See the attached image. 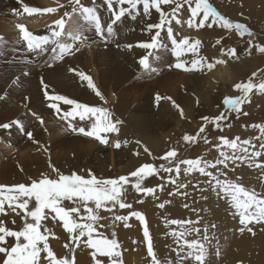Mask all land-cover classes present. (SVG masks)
Segmentation results:
<instances>
[{
	"label": "rangeland",
	"instance_id": "374dc122",
	"mask_svg": "<svg viewBox=\"0 0 264 264\" xmlns=\"http://www.w3.org/2000/svg\"><path fill=\"white\" fill-rule=\"evenodd\" d=\"M53 1L55 2L54 8L57 9V15L49 25L44 23L32 27L31 24L33 22L41 20L36 18L34 14L28 15L24 12L25 2L20 4L21 9L14 15L17 20L11 18V23L17 29L18 25L25 26L30 33L36 36H51L52 30L56 28V21L61 19L64 13L67 12L59 9V6L66 0ZM178 2L182 3L183 7L175 12V19H172L175 5H165L166 8L170 9L165 16L172 19L173 35L178 39L189 37L190 42L201 41L198 47V56L197 54L186 53L182 55L180 60L187 61L186 66L190 67L193 59L201 58L202 62L215 64V67L211 70L205 68L204 71H184L175 68L174 65L178 61L172 51L171 39L167 36L168 25H165L163 30L152 28L149 31V25H155L160 22L156 17L158 12L154 10L155 8H152L149 14L145 15L142 4L138 6L134 13L136 19H132L130 15L126 14L121 21L113 25L115 36L109 37L106 44H110V47H106L105 50H109L108 52L114 51V53L111 56L105 55L99 60L96 59L92 64L85 59V56L79 57V61L77 53L73 56L65 57L64 61L73 57L68 64L60 65V61H57L50 65L49 61L53 55L51 45L47 46L49 51L37 55L27 50V42L22 39V34L19 30L15 31L17 35L11 37L8 34H0V38H2L0 40V52L3 53V55H0V68L5 67L3 70L0 69V104L7 103L13 107L12 112L6 111L5 115L0 113V125L20 121L24 126L23 133L14 124L10 129L0 127V185H29L33 180L41 178L42 175L56 178L57 173L53 172V167L65 175L76 173L86 178L89 175V171L98 178L103 179L129 176L131 183L125 186L127 191L123 198L126 203L132 204V208L119 209L117 205L114 212L101 210L100 215L106 217V219L99 222L104 227H100L98 230L109 239H117L121 253L131 254L129 248L133 249L134 247L133 251L137 252L135 250H144L142 247H145V251L141 254V262L143 264H151V257L147 253V241L143 236L144 240L140 244H135L139 234L132 236L133 230L137 227L143 231V224L135 217L128 221L131 227H125L120 221L113 223L111 217L114 214L130 215L133 211L143 213L147 220L155 252L157 250L155 247L158 246L164 249L177 247L171 232L174 230L178 231L179 226L166 225V221L169 220H199V224H193L192 227H199L203 231L207 226L209 235L213 237V246L219 245L217 240L222 237V234H227L221 228V214L225 213L224 218L229 217L231 221L236 222L237 226H243L239 224V217L234 215L235 209L231 208L225 199L217 197L211 191V186L205 183L209 178L201 176L197 172L185 175L183 169L186 166L184 165H181V174L178 178L174 172L169 174L161 171L158 175L149 176L142 182V187L157 189L155 196L137 194L132 187V183L135 182L136 178L131 177L130 173L144 164L167 165V161L160 159V157L172 149L177 150L178 159L203 158L208 161H214L219 158L216 145L221 143L219 140L221 136L230 140L235 139L237 136L241 140L249 139L257 146L260 143H264V141L255 139V137L260 135V130L258 127H253V125H264V101H251L253 97L257 96L264 100V94L258 89H254L249 94L248 100L241 105L239 113L227 109L223 104L225 97L235 98L243 95L242 92L235 89L236 84L247 83L249 80H252L255 84L264 82V53L259 51L260 47H264V0H207L211 7L221 16L234 23L246 25L253 33L251 37L247 34L240 36L234 29L228 30L220 27L219 24H214L210 28L207 26L189 28L188 20L191 19V8L195 6V0H192L191 6L185 3L184 0H178ZM1 4L0 20L9 15L5 9L9 7L10 0H0ZM87 4L88 7L96 9L102 24L109 22L112 14L108 10L107 0H89ZM114 7L118 10L119 6L114 5ZM125 7L128 6L125 5ZM161 9H163L162 6ZM176 19H179L181 23L177 24ZM88 30V35L91 37L88 41L91 42V46L94 43L99 45L100 42L103 45L105 44V42L100 40L94 29L89 27ZM157 31H160V43L163 47L145 49V55L140 56V58L148 56L151 68L153 67L157 71H151L143 79L133 80L130 84L128 82L134 78L135 75L133 74L121 80L119 84L117 81H115L117 84L113 83L114 75L111 73L110 68L112 66L115 67V64L118 65L116 63V56L118 57L116 51L127 45H132L131 48H135L137 52L141 51L143 48L138 47V45L150 42ZM93 40H95L94 43ZM113 40H117L119 43H114ZM87 49L89 48L87 47ZM230 49H235L237 55L229 57L224 54ZM149 52L152 53L151 56L148 55ZM24 60H30L31 63H24ZM217 60H224L226 63L216 64ZM35 63L57 68L56 74L54 77L50 74L46 75V73L37 75L31 87L16 80L17 75L22 72V68L26 64ZM138 64V59H136L135 65L137 67ZM72 69L90 76L100 93L106 80V85L109 84L107 87L109 86L112 89L113 93H115L114 96H117L118 100L124 95L131 99L106 102L101 100L88 87L87 81H82L75 72L71 71ZM221 69L225 72L227 71V77L224 80L218 77ZM47 78L51 81L47 80ZM139 80H143L144 85H141L142 82H139ZM137 84L140 85L138 86ZM44 85L48 86L47 91L49 94L62 95L81 104L108 109L113 113V117L123 121L118 126L120 129L119 134H107L109 144L101 145L92 138L73 132L72 128L69 127V123L77 129L85 127L86 130H90L92 121H81L79 117L76 119L69 117L67 120L60 119L55 110L49 107L51 102L45 96ZM157 95L170 97L171 99H162L157 102L156 98H154ZM191 96L195 99L194 101L186 99ZM205 96L209 101H204ZM93 98L98 99L93 101L91 100ZM173 102L179 107L174 106ZM58 104L61 108L60 115L71 111L73 107L62 102H58ZM117 104L119 105L118 108L121 107L123 109L122 117L118 114L115 115L113 111ZM168 106L175 109L174 116L178 115V111H180L181 122L177 121L178 119H174L172 115L166 114L165 108ZM124 108L126 109L125 112ZM128 108L129 110H127ZM180 108L183 110V115H181ZM185 109L192 111L191 116ZM245 112L248 115H244ZM222 113L226 118L219 121L220 128L204 119L209 117L215 120ZM132 116L134 117L128 119ZM41 119L43 123L40 122ZM161 121L166 123V128L162 125H157ZM145 123H147V126ZM136 124H138V128L140 126L139 129ZM141 126L146 129L154 127L155 132L153 130L151 135L159 140L160 146L156 145L155 148V146H150L149 143L142 141L144 137L140 136L139 133ZM201 127H205V132L199 134L196 142L186 143L184 141L183 137L185 135L197 136ZM28 132L32 133V139L27 137ZM144 132L150 133V131L146 130ZM205 137L211 143H205ZM116 140L121 141V148L119 149L114 147ZM125 141H127L126 144L124 143ZM145 148L148 149L147 152ZM257 150H260L259 147H257ZM137 153L139 154L137 155ZM258 162H264V157ZM233 167H235V171H232ZM209 170L217 175L220 170H223L227 172V179L239 182L246 188L255 189L258 194L264 196V169L248 168L246 163L240 164V162H237V165H230L229 169H223L221 165L218 166V169ZM170 175L172 178L177 179V184H187L188 187L178 189L177 185L169 183ZM237 177H240L239 181H237ZM224 178L221 177V179ZM161 185L163 186V191L160 190L159 186ZM203 189L208 190L203 191ZM169 193L174 194L169 195ZM180 193H187V195ZM8 194L7 189H5L3 196ZM140 200L144 202L140 203ZM160 203H165L164 209H160L157 206ZM185 204L188 207H185ZM64 205L72 206L69 201H65ZM221 207L222 210H219ZM5 208L8 214H0V221L10 230H20L23 224L21 216H17L10 209H7V203ZM13 220L15 223H13ZM227 221L228 219H225L224 223H227ZM44 223L51 229L52 234L49 236L48 243L58 258H71L74 255L77 260L75 253L77 251L81 256H85L87 260L83 262L79 259L76 264H95V260L91 256L92 249L81 245L80 248H75L73 252L72 248L64 247L65 244H71V241L69 234L63 229L62 222L49 218ZM52 223H56L57 227L52 225ZM212 224H215L216 228L213 229L211 227ZM248 227H252L256 233L252 235L245 229L247 235L250 236L251 247H254V244L258 242L259 236L264 235V230H262L264 229V224L253 223ZM113 232H115L114 237L112 235ZM7 240L9 245L14 243L11 237L7 238ZM133 242L134 244L130 245ZM139 252L141 253V251ZM43 254L45 255L43 256ZM41 255L42 264H48L46 253ZM1 257H3V254H0ZM121 258L123 260V257ZM97 259L102 264H110V260L107 257L98 256ZM130 260L132 261V259ZM171 260V264H178L177 256ZM123 264H129V262L123 260Z\"/></svg>",
	"mask_w": 264,
	"mask_h": 264
},
{
	"label": "snow or ice",
	"instance_id": "6c2138e0",
	"mask_svg": "<svg viewBox=\"0 0 264 264\" xmlns=\"http://www.w3.org/2000/svg\"><path fill=\"white\" fill-rule=\"evenodd\" d=\"M184 2L191 6L192 0H184ZM69 4L71 5V11L65 12L63 17L56 21V28L52 30L51 36H36L30 33L25 26L18 25L22 39L27 42V50L29 52L39 55L49 51L47 46L51 45L53 55L49 61L50 65L57 61H63L66 56L75 55L82 47H90L91 44L88 43L89 38L86 35L89 27L95 30L101 41L107 42L109 37L115 36L113 25L121 21L126 14L130 15L132 19H136L134 13L138 9V6L142 4L145 15H148L152 8H155L156 12L160 13V23L149 25V31L152 28L163 30L165 25H168L167 36L171 39L172 51L178 61L174 65L175 68L184 71H204L205 68L211 70L215 67L214 63L202 62L201 58L193 59L190 67L186 66L187 61L180 60L182 55L186 53H193L198 56V47L201 41L195 40L194 42H190L189 37L177 39L173 35V29L171 27L172 19H175V12L183 7V4L179 3L178 0H107V7L112 15L106 24H102L96 9L86 6L82 3V0H69ZM114 5L119 6L118 10ZM125 5L128 7H125ZM162 5H175L172 19H169L162 12ZM60 7H64V5H60ZM41 11L54 13L57 9L47 8L41 10L32 7L24 8V12L28 15ZM191 13V19L188 20L189 28L193 26L196 28H203L205 26L210 28L214 24H219L222 28L228 30L234 29L240 36L247 34L251 37L253 35L246 25L234 23L221 16L211 7L207 0H195V6L191 8ZM197 18L199 19L197 20ZM176 23L180 24L181 21L176 19ZM126 47L131 49L132 45H127ZM138 47L143 49H158L159 47H163L160 43V31L155 33L151 42L140 43ZM259 51L264 53V47H260ZM224 54L229 57L237 55L235 49H230ZM0 55H3V53L0 52ZM148 55L151 56L152 53L149 52ZM23 62L31 63L30 60H24ZM139 63L145 70L157 71L155 68H150L148 56L140 59ZM215 63L224 64L226 61L217 60ZM71 71L75 72L82 81H87L88 87L101 100L104 99L90 76L82 72H76L75 69ZM47 87V85H44L45 96L51 102L49 107L55 110L60 119L67 120L69 117L72 119L79 117L81 121H92L90 130H86L85 127L77 129L69 123V127L72 128L73 132H78L85 137L92 138L101 145L109 144L107 134H119L120 129L118 126L123 121L113 119V114L108 109L81 104L62 95L49 94ZM235 89L242 92L243 95L235 98L225 97L223 104L227 109L239 113L241 111V105L248 100L249 94L254 89H258L264 94V82L255 84L252 80H249L247 83L236 84ZM162 99L171 98L157 95V102ZM58 102L73 106L72 110L60 115L61 108ZM173 104L179 107L175 105V102ZM181 115H183L182 109ZM244 115H248V113L245 112ZM225 118L222 113L215 120L209 117H205L204 119L210 123H214L217 128H220L219 121ZM40 122L43 123V120L41 119ZM13 124L16 125L20 132H24V126L20 121H13L12 124L6 123L0 125V127L10 129ZM253 127H258L260 130V135L255 137V139L264 141V125H253ZM204 132L205 127H201L197 136L185 135L183 139L186 143H194L199 134ZM27 137L32 139V133L28 132ZM219 140L221 143L216 145L219 158L214 161H208L203 158L178 159L179 154L177 150L172 149L160 157V159L167 161V165L161 164L156 166L154 164H144L137 170L131 172L130 176L136 178L135 182L132 183V187L137 194L155 196L157 189L142 187V182L149 176L158 175L161 171L169 174L174 172L178 178L181 174V165H184L186 166L183 169L185 175L197 172L201 176L208 177L209 179L205 183L211 186V191L217 197L225 199L230 204V207L235 209L234 215L239 217V224L243 226L239 229L241 233L247 229L249 233L255 235L256 233L253 228L248 226L253 223L264 224V196L258 194L255 189L246 188L239 182L227 179V172L223 170H220L217 175L209 169H218V166L221 165L223 169H229L230 165H237V162H240V164L246 163L248 168L264 169V162H258L264 157V143H260L257 146L252 140H241L238 136L232 140L221 136ZM204 142L211 143L206 137L204 138ZM124 143L126 144L127 141ZM114 147L116 149L121 148V141L116 140ZM257 147L260 150H257ZM145 151L147 152L148 149L145 148ZM52 170L57 173L56 178L42 175L41 178L33 180L29 185H0V214H8L5 208V204L7 203V209H10L17 216H21L23 220L20 230H10L0 221V254H3V257L0 258V264H42V253H46L48 264H76L74 255L71 258H58L49 246V236L52 233L51 229L44 223L49 218L62 222L63 229L69 234L71 244H65V248H72L74 252L75 248H80L81 245H84L93 250L91 256L95 260V264H102L97 259L98 256L109 258L110 264H123L118 240L115 238L109 239L103 233L99 232L98 229L104 227L99 222L106 219V217L100 215L101 210L114 212L117 205L119 209L132 208V204L126 203L123 198L127 191L125 186L131 183L129 176H120L116 179H103L98 178L89 171V175L86 178L76 173L65 175L54 167ZM232 171H235V167L232 168ZM221 177L225 178L221 179ZM239 180L240 177H237V181ZM169 183L177 185L178 189L188 187L187 184H177V179L172 178L171 175L169 176ZM159 187L163 191V186L161 185ZM5 189L9 193L7 196H3ZM207 190L203 189V191ZM173 194L169 193V195ZM180 194L187 195V193ZM205 199L207 198L205 197ZM65 201L71 202L72 206H65ZM139 202L143 203L144 201L140 200ZM157 206L160 209H164L165 203H160ZM184 206L188 207L186 204ZM132 217H135L143 224V236L147 241V253L151 257V264H165V262L157 258L147 220L143 213L133 211L130 215L114 214L111 219L113 223L120 221L125 227H131L128 221ZM13 223H15L14 220ZM167 224L179 226L178 231L174 230L171 232L177 244L174 251L178 257V264H185V261H191L192 264H209V245H211L213 237L209 235L207 226L203 231L199 227H187L188 225L199 224V220L173 219L166 221ZM211 227L214 229L216 225L212 224ZM193 234H195L196 238L188 239ZM112 235L114 237L115 232ZM9 237L14 240V243L11 245L8 244L7 238ZM214 254L217 257L220 256L219 247H217Z\"/></svg>",
	"mask_w": 264,
	"mask_h": 264
},
{
	"label": "bare ground",
	"instance_id": "6f19581e",
	"mask_svg": "<svg viewBox=\"0 0 264 264\" xmlns=\"http://www.w3.org/2000/svg\"><path fill=\"white\" fill-rule=\"evenodd\" d=\"M88 1L89 0H82V3L85 4L86 6H88V4H87ZM23 2H25L24 8L25 7H32V8H38V9H41V10H44V9H47V8H54V4H55V2L53 0H10L9 7L5 9L7 14H9V15L6 18H3V19L0 20V31H1L0 34H2V35H7L8 34L10 37L17 35V33L15 31L19 30V28L17 29L16 26L11 23V18L16 19L14 17V15H15V13H17V11H19L21 9L20 4L23 3ZM62 5H64V7H60L59 6V9L61 11H63V12L71 11V5L69 4V0H66ZM1 8H2V4L0 5V9ZM162 8H163L162 12L165 15H166V13L168 11H170V9L166 8L165 5H162ZM155 11H154V13H156ZM151 13L153 14V12H151ZM34 15H35L36 18L40 19L41 21L33 22L31 24L32 27H36V26L44 24V23L46 25H49L55 19L56 15H57V11L54 12V13H48V12H45V11H41L39 13H35ZM156 17H157V19L159 21L160 20V13H158ZM16 24H18V23H16ZM174 30H175V28H174ZM88 31L89 30L86 31V35L89 38L88 40H90L91 37L88 35ZM174 34H175V32H174ZM9 36H7V37H9ZM93 41H95V40H93ZM113 41H114V43L115 42L119 43V42H117V40H113ZM89 43H91V42H89ZM118 45H117V47H118ZM114 46H116V45H114ZM106 47L109 48L110 44H108V43L106 44V42H105V44L103 45L102 42H100L99 45L94 43V45L88 47L89 49H87V47H82L81 50L79 52H77L78 54L76 53L77 57H78V60H79V57L85 56V59L90 61V63L92 64L96 59L99 60L102 57H104L105 55L111 56L112 53H114V51L108 52L109 50H105ZM118 50L119 51H116L118 53V57L116 56V60H117L116 63H118V65L115 64V67L112 66L110 68L111 73L114 75L113 83H116L115 81H117V83L119 84L121 80L126 79L127 77H129L130 75L133 74L135 76H134V78H132V80H130L128 82L130 84V83H132L131 81L137 80V79H140V78L143 79V77L146 74L151 72L150 70H145L144 67L142 65H140V63L138 64V67L135 65L136 59H138V62H139V59H142V58H140V56H144L145 55V51H146L145 49H143V50L141 49L142 52L138 51L139 52L138 53L137 50H135V48L128 49L127 47H125V46L123 47L122 46ZM71 56H73V55H71ZM66 58H67V56H66ZM185 58H187V57H185ZM71 59L70 60L66 59L65 61L64 60L60 61V65H63L64 63L68 64L71 61ZM162 59H163V56H162ZM149 64H150V68H151L150 59H149ZM15 67H16V65H15ZM4 68L5 67H1L0 69L3 70ZM24 70H26L25 71L26 74L23 73ZM56 71H57V68L48 67L46 64L45 65L44 64H39L38 65V63L26 64V66H24V68H22V72L19 73V75H17L19 79L18 80L16 79V80L20 81L21 83L25 84L28 87H31V85L33 84V81L37 78V75H42V73H46V75L50 74L51 76L54 77V75L56 74L55 73ZM110 71H109V73H110ZM218 77L224 80L227 77V71L225 72L223 69H221L220 72H219V76ZM48 78H47V80H49ZM55 80H56V78H55ZM49 81H51V80H49ZM106 82L107 81L105 80V82L103 83V90L101 91V95L104 97L103 101H127V100L131 99V98L128 99V97H126L124 95L123 97H120L121 99L118 100L116 98L117 96L116 97L114 96L115 93H113L112 89L109 88V86L107 87V85H109V84L106 85ZM139 82H142L141 85H144V81L143 80H139ZM137 85L139 86L140 84H137ZM126 95H128V94H126ZM107 96H108V100H107ZM133 96H134V94H133ZM154 98H156V97H154ZM97 99L98 98H93L91 100L95 101ZM186 99L188 101H194L195 100L193 98V96H191L189 98H186ZM210 99L212 100V98H210ZM135 100H136V98H135ZM204 101H209V99L205 96L204 97ZM251 101H264V100L260 99L259 96H257V97H253ZM118 106L119 105L117 104L113 111H114L115 115L118 114L119 116H121L123 109L121 107L118 108ZM113 108H114V106H113ZM12 110H13V107L9 106V104H7V103L0 104V113L4 114V113H6V111L12 112ZM125 110L126 109L124 108V112H125ZM127 110H129V108ZM165 111H166V114H169V116L172 115L174 117V119H178L177 121L181 122L180 111H178V115H175V116L173 115L175 113V109L174 108L168 106V107L165 108ZM186 112L189 113V115L191 116L192 111L186 110ZM133 117L134 116H132V117H130L128 119H131ZM143 117H144V115H143ZM113 118L117 119L115 117H113ZM118 120H120V119H118ZM160 123H158L157 125L158 126L162 125L165 128L167 127L166 123L164 121H161ZM145 124L147 126V123H145ZM142 126H141V130L139 132L140 136L144 137V140H142V141H145V142L149 143L150 146H155V148H156V145L160 146L159 145V140L155 139V137L153 135H151L153 130H154L153 129L154 127L150 128V129H146V128L142 127ZM136 127L138 128V124H136ZM139 128H140V126H139ZM145 130L146 131H150V133L144 132ZM154 132H155V130H154ZM122 170H124V169H122ZM219 210H222V207ZM214 213L216 215H218V213H216V211H214ZM221 215H222V218L220 219L221 228H222V230L225 233L231 234V235L222 234V237L219 240H217L219 245L213 246V242L211 243V245H209V258H208L209 264H264V235L262 234L261 236H259L258 242L254 244V247H251L250 236L247 235L246 231L241 233L239 231L241 226H237L236 222L231 221L229 217L224 218L225 213L221 214ZM225 219H228L227 223H224ZM52 225L57 227L56 223H52ZM192 226L193 225H188L187 227H192ZM135 234H139V238L136 240L135 244L136 243L140 244V242H142V240H144L143 239V231L141 230V228L137 227V228H135L133 230L132 236H134ZM193 238H196L195 234H193L192 236L188 237V239H193ZM133 244H134V242L131 243L130 245H133ZM138 246H140V245H138ZM217 247H219L220 253H221L219 257H217L214 254L216 249H217ZM142 248H144V250L137 249V250H135L137 252L133 251L134 247H133V249L129 248L131 254L122 253L123 260L124 261L127 260L129 262V264H134V263L135 264H143V262H141V259H142V257H141L142 255L141 254H143V251H145V247H142ZM155 248L157 249L156 250L157 258L160 259L161 261H164L165 264H169V262L172 263L171 259H173V257H176V253L174 251V249L176 247H171V248L164 249L163 247L158 246V247H155ZM139 251H141V253ZM166 251H167V253H166ZM75 253L77 255V260L75 259L77 263H78L79 259L82 260L83 262H86L87 258L85 256H81L80 253L77 252V251H75ZM44 255L45 254H43V256ZM168 256L171 257V258H169ZM130 259H132V261ZM143 261H144V259H143ZM185 264H192V262L191 261H185Z\"/></svg>",
	"mask_w": 264,
	"mask_h": 264
}]
</instances>
